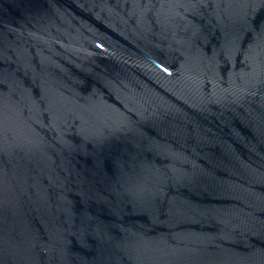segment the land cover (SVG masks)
I'll list each match as a JSON object with an SVG mask.
<instances>
[{
    "label": "water",
    "instance_id": "95a60500",
    "mask_svg": "<svg viewBox=\"0 0 264 264\" xmlns=\"http://www.w3.org/2000/svg\"><path fill=\"white\" fill-rule=\"evenodd\" d=\"M0 264H264V0H0Z\"/></svg>",
    "mask_w": 264,
    "mask_h": 264
}]
</instances>
